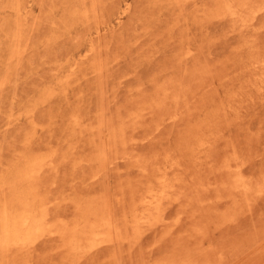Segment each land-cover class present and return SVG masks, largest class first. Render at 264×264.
<instances>
[{
	"label": "rangeland",
	"instance_id": "1",
	"mask_svg": "<svg viewBox=\"0 0 264 264\" xmlns=\"http://www.w3.org/2000/svg\"><path fill=\"white\" fill-rule=\"evenodd\" d=\"M3 213L0 264H264V0H0Z\"/></svg>",
	"mask_w": 264,
	"mask_h": 264
},
{
	"label": "bare ground",
	"instance_id": "2",
	"mask_svg": "<svg viewBox=\"0 0 264 264\" xmlns=\"http://www.w3.org/2000/svg\"><path fill=\"white\" fill-rule=\"evenodd\" d=\"M6 209L4 211L3 210L2 211L5 213V211H7ZM4 213H3V215H0V216H2V218H4ZM9 215H10V213H9ZM9 215H7V216H9ZM43 218L44 217H42V219ZM42 219H33L30 217H24L21 219L20 224H18L17 222L13 223V221H11L13 223V224H11V223H9L10 220L6 221L3 223V228H2L3 233H1L2 231L0 228V233H1L0 235L2 236V237L0 236V238H3V242L12 243L11 246L12 245L15 246L16 244L17 245H20V244L25 245V243L30 241V238H32L33 234H35V232H37V231H40L42 229V227L44 226L42 224V223H44V221ZM4 220H2V221H4ZM2 221H1V223H2ZM109 230L111 231V228ZM41 231H43V229ZM39 233H41V232H39ZM8 246H10V245H8Z\"/></svg>",
	"mask_w": 264,
	"mask_h": 264
}]
</instances>
